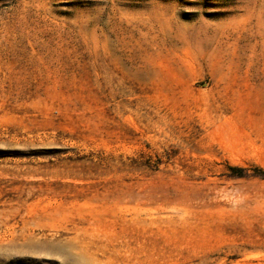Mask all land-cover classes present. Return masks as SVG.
Masks as SVG:
<instances>
[{
    "label": "rangeland",
    "instance_id": "rangeland-1",
    "mask_svg": "<svg viewBox=\"0 0 264 264\" xmlns=\"http://www.w3.org/2000/svg\"><path fill=\"white\" fill-rule=\"evenodd\" d=\"M264 0H0V264H264Z\"/></svg>",
    "mask_w": 264,
    "mask_h": 264
},
{
    "label": "trees",
    "instance_id": "trees-1",
    "mask_svg": "<svg viewBox=\"0 0 264 264\" xmlns=\"http://www.w3.org/2000/svg\"><path fill=\"white\" fill-rule=\"evenodd\" d=\"M257 173V175H262V176H264V172H256Z\"/></svg>",
    "mask_w": 264,
    "mask_h": 264
}]
</instances>
